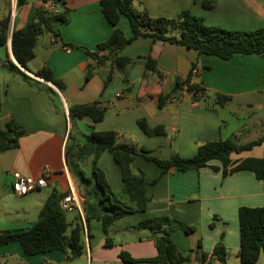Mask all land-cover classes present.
<instances>
[{
	"label": "crops",
	"instance_id": "obj_1",
	"mask_svg": "<svg viewBox=\"0 0 264 264\" xmlns=\"http://www.w3.org/2000/svg\"><path fill=\"white\" fill-rule=\"evenodd\" d=\"M66 1L70 10L69 21L54 24L62 42L56 43L50 32L40 36L29 70L14 61L9 44L8 48L5 47V56L0 55V128L5 129L14 121L26 131L18 148L0 153V232L31 227L53 193L67 195L75 192L79 207L71 212L70 220L67 216L73 225L83 221L86 213L97 217L103 214L96 182L86 183L79 176L83 171L87 178L93 177L92 158H66L67 145L83 144L92 127L99 132L126 134L134 144L148 150L143 156H135L132 173L138 178L144 176L151 201L146 211L116 221L108 234L104 232L102 221L92 217L89 231L85 227V253L80 258L66 261L62 251L27 256L19 243H13L0 247V264H126L120 258L121 252L138 260L135 264H158L147 262L158 254L152 231L136 229V226L147 219L163 216L197 227L195 233L177 229L172 234L173 242L184 255L195 248L199 239L203 250L208 253L222 241L227 248L226 264H241L239 209L244 206L264 207V183L249 171L223 178L221 171L210 167L189 172L172 168L162 173L145 157L169 159L178 154L182 158H191L203 144L239 137L242 131L254 129L255 125L264 128V57L237 54L224 60L200 55L184 46L170 43L159 46L151 38H139L121 53L124 57L136 59L126 69L128 82L115 70L113 81L105 87V78L111 71L110 62L98 64L84 49L98 51L99 44L110 38L115 27L104 16L101 0ZM204 1L212 2L213 7L206 9ZM33 6L40 7L41 3L38 0L32 2L20 13L19 20L12 14L13 27L16 25L21 29L25 26ZM134 7L154 18L171 19L188 10L204 18L207 25L233 31L264 28V0H135ZM4 15L0 14V19ZM118 27L127 38L132 36L127 17L121 16ZM7 52L20 71L11 67ZM106 54L100 52L102 56ZM148 59L164 72L161 85L156 82ZM43 68L50 69L56 79L65 83L63 92L35 75ZM90 68L94 73L87 80ZM193 69H196L193 82L200 84L206 95L199 100L188 96L173 99L159 109L158 95L171 90L175 76L186 79ZM215 94L231 96L233 100L225 107H218L213 101ZM95 102L109 105L103 121L95 124L90 117L77 119L70 116V105ZM241 109L258 111L262 115L252 127L253 120L249 119L234 128L231 122L241 119L238 114ZM224 111L229 117L224 116ZM141 117L146 118L152 127L163 126L167 134L147 136L138 126ZM230 124L233 127L229 130ZM251 157L263 158L264 145L232 155L234 160ZM210 165L221 166L217 161ZM97 166L105 172L120 199L130 204L120 169L112 155L104 152ZM46 167L51 174L45 188L23 197L14 194L15 174L39 177ZM108 238L112 239V246L106 245ZM262 258L264 254L257 264ZM193 264L200 263L195 261Z\"/></svg>",
	"mask_w": 264,
	"mask_h": 264
},
{
	"label": "trees",
	"instance_id": "obj_2",
	"mask_svg": "<svg viewBox=\"0 0 264 264\" xmlns=\"http://www.w3.org/2000/svg\"><path fill=\"white\" fill-rule=\"evenodd\" d=\"M30 0H17L16 9H22L29 4ZM47 2L49 0H43ZM61 7L59 13L49 12L44 7L33 6L30 9L28 20L25 26L17 29L13 27L11 37V50L17 63L26 70H29V63L35 59V45L40 36L50 32L55 37V42H62L59 32L54 28L55 23H67L70 10L67 8L66 0H51ZM135 0H101L100 5L104 16L109 23L115 27L110 38L99 44L98 51L84 49L89 57L98 64L110 62L111 71L105 78L104 84L107 87L113 81L114 71L117 70L124 75L128 82L126 69L136 59L124 57L122 51L133 41L139 38H151L155 44L162 46L166 43L184 46L195 50L200 55L216 56L224 60H230L235 55H258L264 57V28L253 31H233L221 27L207 25L204 18L192 14L188 10L182 11L176 18L151 17L146 11H138L134 7ZM203 6L211 9L213 3L204 1ZM121 16L128 18L132 29V36L127 38L124 32L118 27ZM17 18V16H16ZM12 21L11 13L0 19V46L8 48L10 41V26ZM100 52H107L105 56ZM7 59L11 67L18 69L7 52ZM150 70L158 84L161 85L165 76L164 72L148 59ZM19 70V69H18ZM20 71V70H19ZM94 73L90 68L86 79L89 80ZM35 75L47 82L52 83L61 92L65 90V83L56 79L51 70L43 68ZM195 73L184 79L175 76L174 84L168 93L158 95L159 109H163L173 99L191 97L193 100L202 99L196 97L198 93L206 95L200 84L193 82ZM233 100L231 96L215 94L214 104L218 107H225ZM109 111V105L101 102L91 104L70 105L71 117L84 119L90 117L93 122L103 121ZM1 117V104H0ZM138 126L144 134L150 137L166 135L163 126L152 127L146 118L138 119ZM10 133L9 137L7 134ZM26 131L22 126L12 121L5 129L0 128V153L16 149L24 137ZM264 145V135L259 139L248 143H238L235 139H219L208 142L199 147L197 153L191 158H182L173 154L169 159L156 157H145L148 161L154 162L162 173L176 168L181 172L199 171L210 167L214 171H221L222 177L241 172H252L255 177L264 183V157L246 158L234 160L233 154H241L250 151L256 146ZM109 152L114 162L120 169L124 191L130 200L123 202L117 193L111 188L105 172L97 166V161L104 152ZM148 153L144 147L134 144L126 134L114 131L99 132L93 127L91 133L83 144H72L66 147V158L85 160L92 158L93 177L87 178L83 171L79 172L82 181L96 182L100 191L99 203L103 214L99 217L85 214L83 221L71 224L67 220V212L62 209L61 201L66 194L53 193L43 205L38 220L28 228L0 232V247L19 243L27 256H35L53 251H62L66 261L80 258L85 253L83 238L85 227H88L92 217L102 221L103 229L108 234L109 228L118 220L136 212L146 211L151 201L147 195V186L144 176L136 177L132 173V163L137 155ZM217 161L221 166H211L210 163ZM216 219V218H215ZM240 223V249L239 258L241 264H257L261 255L264 254V207H241L239 209ZM214 227V224H211ZM136 229L150 230L157 248V256L147 262L158 264H193L197 261L200 264L219 261L221 264L227 262V248L222 241L218 242L211 253L205 252L201 239L191 249L188 255H184L172 240V234L181 229L186 233H195L197 227L188 226L175 221L167 216L154 217L140 222ZM89 233V232H88ZM91 238V234L89 233ZM107 246H112V239L108 238ZM120 258L126 264H135V260L127 252H121Z\"/></svg>",
	"mask_w": 264,
	"mask_h": 264
},
{
	"label": "built area",
	"instance_id": "obj_3",
	"mask_svg": "<svg viewBox=\"0 0 264 264\" xmlns=\"http://www.w3.org/2000/svg\"><path fill=\"white\" fill-rule=\"evenodd\" d=\"M12 3L17 2V0H11ZM41 3V6L44 7L49 12L59 13L61 11V7L49 0L44 2L43 0H38ZM67 52H70V49H66ZM193 73H196V69L192 70ZM196 97H203L202 93H198ZM51 170L46 167L43 169L41 175L39 177L32 176H23L20 174H15V180L12 185V189L14 194L17 197H23L31 192H35L41 190L47 186V178L50 176ZM62 209L67 212H73L79 207V199L77 198L74 191L70 194L65 195L61 201Z\"/></svg>",
	"mask_w": 264,
	"mask_h": 264
},
{
	"label": "rangeland",
	"instance_id": "obj_4",
	"mask_svg": "<svg viewBox=\"0 0 264 264\" xmlns=\"http://www.w3.org/2000/svg\"><path fill=\"white\" fill-rule=\"evenodd\" d=\"M34 1L35 0H30L29 4L26 7H23L22 9H19L18 11L16 9V2H14L13 3L14 12H12L11 15L13 14V17H16V14H17V18L19 20L20 13L23 10H26V8L28 6H30L32 4V2H34ZM10 11H11V0H0V14H2V13L9 14ZM5 53H6L5 47L0 46V55L5 56ZM223 114L225 117H229V115L227 114L226 111H224ZM238 114L241 116V119L239 121L234 120L231 122V123H234V128H237V125H238V127H240L241 125L245 124L249 119H251L250 121L253 120L250 123L251 127H252V123H254L262 115V113H260L258 111H251L248 109H241L240 111H238ZM256 124H259V122H257ZM232 127L233 126L230 124L229 130ZM263 135H264V128H261L260 125H255L254 129L251 128V130L247 129L245 132L242 131L241 134L239 135V137L235 136V139L238 143H245L248 141H253V140L259 139V137H262ZM67 216H68V219L70 220L72 213L71 212L68 213ZM260 264H264L263 258L261 259Z\"/></svg>",
	"mask_w": 264,
	"mask_h": 264
},
{
	"label": "water",
	"instance_id": "obj_5",
	"mask_svg": "<svg viewBox=\"0 0 264 264\" xmlns=\"http://www.w3.org/2000/svg\"><path fill=\"white\" fill-rule=\"evenodd\" d=\"M13 22H14V18H13V20H12V24H11V26H10V41H9V47H10V49H11V37H12V32H13ZM11 52H12V50H11ZM12 57H13L14 61L17 63V61L15 60L13 54H12ZM17 64H18V63H17ZM7 135H8L9 137L11 136L10 133H8Z\"/></svg>",
	"mask_w": 264,
	"mask_h": 264
}]
</instances>
